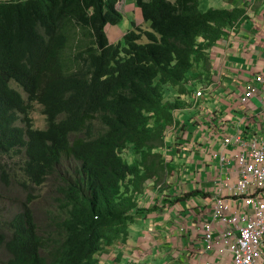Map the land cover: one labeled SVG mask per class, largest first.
Listing matches in <instances>:
<instances>
[{"label": "trees", "instance_id": "1", "mask_svg": "<svg viewBox=\"0 0 264 264\" xmlns=\"http://www.w3.org/2000/svg\"><path fill=\"white\" fill-rule=\"evenodd\" d=\"M117 3H0V151L23 160L24 186L56 183L60 194L59 215L41 223L29 193L0 234L10 254L0 264H100L128 239L150 212L147 185L166 170L173 113L209 82L210 50L242 14L202 11L199 0H138L151 29L110 44L107 25L123 19ZM35 103L46 129L33 124Z\"/></svg>", "mask_w": 264, "mask_h": 264}, {"label": "crops", "instance_id": "2", "mask_svg": "<svg viewBox=\"0 0 264 264\" xmlns=\"http://www.w3.org/2000/svg\"><path fill=\"white\" fill-rule=\"evenodd\" d=\"M20 1L25 0L0 3ZM202 5L204 11L235 9L242 14L210 50L212 75L201 86L205 98L195 101V90L186 96L191 111L199 107L202 114L182 124L175 119L178 128L170 131L172 139L162 148L166 170L151 179L142 198V206L150 212L135 223L138 233L130 228L126 241L104 253L110 264L118 257L116 264H196L207 257L210 248L202 242L201 226L211 224L214 235L219 234L220 226L212 217L215 198L229 196L240 177L233 164L220 165L221 155L236 154L233 146L224 144V137L238 130L250 136L261 123L250 119V111L260 107V97L246 103L241 98L255 76L264 74V0H199ZM117 9L123 19L107 25L110 44L135 28L151 29L138 0H118ZM133 255L141 258L135 260ZM209 256L214 258L215 251Z\"/></svg>", "mask_w": 264, "mask_h": 264}, {"label": "built area", "instance_id": "3", "mask_svg": "<svg viewBox=\"0 0 264 264\" xmlns=\"http://www.w3.org/2000/svg\"><path fill=\"white\" fill-rule=\"evenodd\" d=\"M256 97H260V107L250 111V119L258 118L261 123L255 133L245 137L238 130L224 137V144L233 146L236 154L221 155L220 165L233 164L240 177L229 196L215 198L212 217L220 226L219 234L214 235L211 224L201 226L202 242L210 250L196 264H264V134H260L264 129V74L256 75L245 87L241 101ZM194 98H205L203 87L194 92ZM174 128H178L176 121L170 130ZM212 251L215 259L209 256Z\"/></svg>", "mask_w": 264, "mask_h": 264}, {"label": "rangeland", "instance_id": "4", "mask_svg": "<svg viewBox=\"0 0 264 264\" xmlns=\"http://www.w3.org/2000/svg\"><path fill=\"white\" fill-rule=\"evenodd\" d=\"M204 9L205 8L202 5L201 10L204 11ZM125 22H127V20H125ZM145 40L147 39H144V41ZM13 85L23 92L17 84L13 83ZM202 85L203 83H199L196 84L195 87L198 89V87H201ZM23 93L25 97H28L25 92ZM181 99L184 103V107L181 110L175 111V115L173 113L174 120L178 119L182 124L184 121H188L202 114L203 110L199 107L191 111V108L188 106V98L186 96H182ZM34 105L35 108L31 114L33 124L35 128L46 129L48 123L47 117L43 113V106L39 103H35ZM25 124L26 123L23 122V125ZM174 130H176V128H174ZM170 137V135L166 137L167 142ZM171 139L172 138H170V140ZM157 151L160 152L159 150ZM22 164L23 160L17 155H5L0 151V234H7L9 232L10 222L22 211L24 203L28 200L29 193L35 196L33 207L41 223H48L52 217L58 216L60 212V209L58 208L60 198L58 185L56 183H46L44 186L38 187L31 183L28 179L27 186H24L23 182L25 181V178L27 179V177L21 169ZM4 170L8 171V178L4 177ZM141 204H145L144 200ZM131 230L132 232L136 231L137 233L140 231L135 224L131 226ZM0 255L3 261L10 258V254L5 248L0 250ZM106 256L107 255H104V257ZM115 256H117V254H115ZM133 257L135 260L141 258L139 255H133ZM99 260L102 264H104V261L101 260V258Z\"/></svg>", "mask_w": 264, "mask_h": 264}, {"label": "clouds", "instance_id": "5", "mask_svg": "<svg viewBox=\"0 0 264 264\" xmlns=\"http://www.w3.org/2000/svg\"><path fill=\"white\" fill-rule=\"evenodd\" d=\"M155 185H156V184H155ZM157 185H160V184L157 183ZM113 247H114V246H113ZM111 248H112V247H111ZM106 249H110V248H106ZM106 251H107V250H106ZM106 251H105V252H106ZM105 252H104V253H105ZM104 253H102V254L100 255L101 260L104 261V264H110L106 259L103 258ZM110 261H113V264L118 263V261H117L116 259H112V260H110ZM100 264H102L101 261H100Z\"/></svg>", "mask_w": 264, "mask_h": 264}]
</instances>
